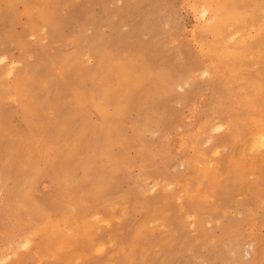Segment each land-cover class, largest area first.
Segmentation results:
<instances>
[{"label": "rangeland", "instance_id": "obj_1", "mask_svg": "<svg viewBox=\"0 0 264 264\" xmlns=\"http://www.w3.org/2000/svg\"><path fill=\"white\" fill-rule=\"evenodd\" d=\"M230 1L0 0V264H263L264 0Z\"/></svg>", "mask_w": 264, "mask_h": 264}, {"label": "bare ground", "instance_id": "obj_2", "mask_svg": "<svg viewBox=\"0 0 264 264\" xmlns=\"http://www.w3.org/2000/svg\"><path fill=\"white\" fill-rule=\"evenodd\" d=\"M231 1H232V0H231ZM231 1H230V2H231ZM234 2H235V1H234ZM234 2H233V3H234ZM230 4H231V3H230ZM142 6H143V5H142ZM138 9H139V8H138ZM199 10H200V9H199ZM200 11H201V10H200ZM261 11H262V10H261ZM261 11H260V12H261ZM263 11H264V10H263ZM208 12H210L209 9H205V10H203L201 13L203 14V16H206V15L208 14ZM261 13H262V15L264 16L263 12H261ZM262 15H261V16H262ZM256 16H257V15H256ZM258 18H260V17H258ZM211 19H213V18H211ZM260 20H262V19H260ZM263 21H264V20H263ZM207 22H208V21H207ZM257 30H258V29H257ZM153 31H154V30H153ZM170 33H171V32H170ZM234 35H235V34H234ZM222 37H223V36H222ZM219 39H220V38H219ZM226 39H227V38H226ZM226 39H225V40H226ZM247 39H248V38H247ZM223 40H224V39H223ZM98 41H99V39H98ZM100 43H101V42H100ZM221 43H223V42L221 41ZM162 44H163V42H162ZM223 45H224V43H223ZM177 48H178V47H177ZM175 50H176V48H175ZM177 53H178V51H177ZM176 56H177V54H176ZM179 59H181V58L179 57ZM179 59H178V58H177V59L175 58V60H179ZM182 60H183V59H182ZM182 60H179V61L181 62ZM179 61H177V63H176L177 65H178ZM175 62H176V61H175ZM175 62H174V63H175ZM181 63H182V62H181ZM122 65H123V64H122ZM180 65H181V64H180ZM180 65H179V66H180ZM184 65L186 66V64H184ZM175 66H176V65H175ZM179 66H178V67H179ZM182 66H183V64H182ZM178 67H177V68H178ZM113 68H114V67H113ZM175 68H176V67H175ZM114 69H115V68H114ZM179 69H180V68H179ZM177 70H178V69H177ZM178 71L181 72V69L178 70ZM182 71H183V70H182ZM118 72H119V71H118ZM184 72H185V70H184ZM182 73H183V72H182ZM203 74H204V73H203ZM130 80H131V79H130ZM110 89H111V88H110ZM126 90H127V88H126ZM123 93H125V92H123ZM126 93H127V92H126ZM123 95H124V94H123ZM68 111H69V110H68ZM68 113H69V112H68ZM77 114H78V113H77ZM77 114H76V116H77ZM18 115H19V114H18ZM76 116H75V117H76ZM73 117H74V116H73ZM156 117H157V116H156ZM18 118H19V117H18ZM70 118H71V117H70ZM64 119H65V118H64ZM70 120H71V119H70ZM87 120H88V119H87ZM154 121H155V120H154ZM68 122H69V120H68ZM156 122H157V121H156ZM62 123H64V122H62ZM108 124H110V123H108ZM110 125H111V124H110ZM110 125H107V126L110 127ZM113 126H114V123H113ZM153 126H154V125H153ZM223 126H224V125L219 124L218 127H217V130H218V129H219V130L222 129ZM157 127H158V126H157ZM61 128H62V127H61ZM111 128L113 129L112 126L110 127V129H111ZM16 129H17V128H16ZM108 129H109V128H108ZM108 129H107V130H108ZM110 129L108 130L109 133H110ZM112 129H111V130H112ZM213 129H214V128H212V130H213ZM60 130H61V129H60ZM63 130H64V129H63ZM114 130H115V129H113V133H115ZM151 130H152V129H151ZM116 131H117V130H116ZM117 133H118V132H117ZM106 134H108V132H107ZM259 134H260V133H259ZM262 134H263V133H261V136H262ZM21 135H22V134H21ZM116 135H117V134H116ZM109 136H110V134H109ZM257 136H258V135H257ZM257 136H256V137H257ZM56 137H57V136H56ZM105 137H107V135H106ZM256 137H255V139H253V138H254V137H253L252 140H253V141H254V140H257ZM262 137H263L262 140L264 141V136H262ZM106 139H107V138H105L104 140H106ZM108 139H109V138H108ZM110 139L113 140V138H110ZM110 139H109V140H110ZM258 139H259V138H258ZM109 140H108V141H109ZM252 140H251V142H252ZM113 141H115V140H113ZM117 141H118V140H117ZM258 141H259V140H258ZM104 142H105V141H104ZM110 142H112V141H109V143H107V145L110 144ZM126 142H127V141H126ZM260 142H261V140H260ZM69 143H70V142H69ZM116 143H117V142H116ZM252 145H253V143H252ZM262 145H264V144H262ZM253 146H254V145H253ZM110 147H111V146H109V148H110ZM124 147H125V146H124ZM258 147H259V146H258ZM263 147H264V146H263ZM26 151H27V150H26ZM25 153H26V152H25ZM27 153H28V152H27ZM40 165H41V163H40ZM40 168H41V167H40ZM58 168H59V167H58ZM33 172H34V171H33ZM30 174H32V173L30 172ZM95 181H97V179H96ZM95 196H96V195H95ZM96 197H98V196H96ZM252 200H253V199H252ZM0 202H1V196H0ZM30 243H31V241H30L29 239H27V240L24 242V245H29ZM22 245H23V244H22ZM22 245H21V246H22ZM22 247H23V246H22ZM260 253H261V252H260ZM262 255H263V254H261V257H262ZM259 257H260V254H259ZM7 258H8V257H7ZM263 258H264V257H263ZM263 258H260L261 261H264ZM7 260H8V259H7ZM258 260H259V259H258ZM4 261H5V260H4ZM259 261H260V260H259ZM249 263H250V262H249ZM260 263H261V262H260ZM261 264H262V263H261ZM263 264H264V262H263Z\"/></svg>", "mask_w": 264, "mask_h": 264}, {"label": "snow or ice", "instance_id": "obj_3", "mask_svg": "<svg viewBox=\"0 0 264 264\" xmlns=\"http://www.w3.org/2000/svg\"><path fill=\"white\" fill-rule=\"evenodd\" d=\"M0 62H2V60H0ZM204 75H207V73H205ZM25 247H27V245H25ZM99 251H103V249H99Z\"/></svg>", "mask_w": 264, "mask_h": 264}]
</instances>
